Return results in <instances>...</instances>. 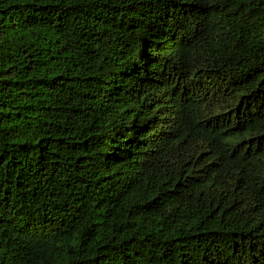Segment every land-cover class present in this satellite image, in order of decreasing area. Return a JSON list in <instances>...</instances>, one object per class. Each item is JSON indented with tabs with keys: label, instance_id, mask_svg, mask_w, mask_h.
<instances>
[{
	"label": "trees",
	"instance_id": "16d2710c",
	"mask_svg": "<svg viewBox=\"0 0 264 264\" xmlns=\"http://www.w3.org/2000/svg\"><path fill=\"white\" fill-rule=\"evenodd\" d=\"M0 264H264V0H0Z\"/></svg>",
	"mask_w": 264,
	"mask_h": 264
}]
</instances>
